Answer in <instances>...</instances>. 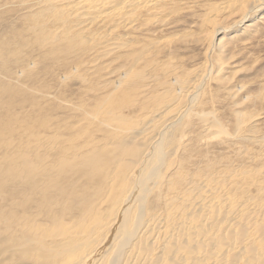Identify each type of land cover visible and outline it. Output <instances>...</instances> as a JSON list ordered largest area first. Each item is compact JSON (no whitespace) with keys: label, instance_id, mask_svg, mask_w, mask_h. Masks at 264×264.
Returning <instances> with one entry per match:
<instances>
[{"label":"rangeland","instance_id":"obj_1","mask_svg":"<svg viewBox=\"0 0 264 264\" xmlns=\"http://www.w3.org/2000/svg\"><path fill=\"white\" fill-rule=\"evenodd\" d=\"M63 2L0 0V264H33L21 257L23 236L50 229L55 213L89 183L73 155L103 148L120 126L158 104L157 93L139 97L149 72L161 87L208 69L194 108L173 132L171 185L189 174L235 171L234 197H261L264 0H163L131 12L128 28L90 26L89 35L104 37L96 47L86 35L75 37L74 11ZM105 39L124 45L105 55Z\"/></svg>","mask_w":264,"mask_h":264},{"label":"bare ground","instance_id":"obj_2","mask_svg":"<svg viewBox=\"0 0 264 264\" xmlns=\"http://www.w3.org/2000/svg\"><path fill=\"white\" fill-rule=\"evenodd\" d=\"M74 1L63 3L74 11L75 37L86 35L96 47L104 37L89 35L90 26L111 21L128 28L131 12L154 10L163 0ZM227 7L215 11L210 22L222 17ZM256 8L254 4L250 10ZM60 30L55 31L57 36ZM106 41L105 55L119 49L120 43ZM205 68L166 82L158 92L159 75H145L139 97L151 99L157 93L158 104L126 128L120 126L103 148L92 146L84 154L73 155L89 183L73 195L68 208L55 213L54 226L23 236V260L33 264H264V189L256 200L234 197L235 171L189 174L175 185L168 177V163L177 155V148L171 147L173 132L194 108L208 75Z\"/></svg>","mask_w":264,"mask_h":264}]
</instances>
